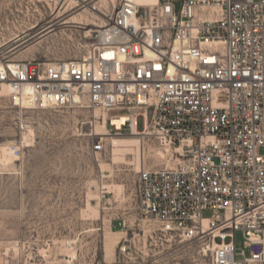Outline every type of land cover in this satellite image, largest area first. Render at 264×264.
I'll list each match as a JSON object with an SVG mask.
<instances>
[{"label": "built area", "instance_id": "obj_1", "mask_svg": "<svg viewBox=\"0 0 264 264\" xmlns=\"http://www.w3.org/2000/svg\"><path fill=\"white\" fill-rule=\"evenodd\" d=\"M91 33L77 60L3 61L10 105L92 112L94 155L107 138L152 140L172 166L143 161L137 173L150 240L198 241L209 264H264V0H118Z\"/></svg>", "mask_w": 264, "mask_h": 264}, {"label": "rangeland", "instance_id": "obj_2", "mask_svg": "<svg viewBox=\"0 0 264 264\" xmlns=\"http://www.w3.org/2000/svg\"><path fill=\"white\" fill-rule=\"evenodd\" d=\"M76 1L77 7L66 0L42 8L37 0H0V64L79 59L116 0L105 6L106 0ZM95 5L105 17L85 8ZM91 115L19 110L0 93V149L19 147L13 165L4 163L0 151V264H209L210 253L198 241L154 244L150 236L157 225L138 215L140 164L171 167L169 155L152 140L133 136L107 138L104 153L94 155ZM92 126L100 132L97 120ZM108 242L115 245L106 255Z\"/></svg>", "mask_w": 264, "mask_h": 264}, {"label": "bare ground", "instance_id": "obj_3", "mask_svg": "<svg viewBox=\"0 0 264 264\" xmlns=\"http://www.w3.org/2000/svg\"><path fill=\"white\" fill-rule=\"evenodd\" d=\"M73 1V0H72ZM105 1V0H104ZM117 1L118 0H116V2H115V4H114V0H109V2H108V0H106L105 2H104V6H105V4H106V2H108L107 4H109V3H113L114 4V6L116 5V3H117ZM138 3H146V0H136ZM86 2V0L85 1H82V3H85ZM65 3H66V1H65ZM64 3V4H65ZM74 3H77V1L76 0H74ZM75 5V7H77L78 6V3L77 4H74ZM85 6H87V5H85ZM85 6H83V7H85ZM113 6V7H114ZM112 7V8H113ZM85 8H87L88 10H90L91 12H93V13H98V14H100L102 17L104 16H106L105 14H102L101 12V10H100V8H99V6H91V7H85ZM90 12V13H91ZM103 24L104 23H102V24H100V25H97L98 27H101V26H103ZM90 25H93L92 23H90ZM98 27H96V28H98ZM0 93H1V95H6L7 93H8V87L7 86H5V85H2V87H1V89H0ZM94 113H95V115H97V116H102V112H100V111H98V110H95L94 111ZM98 118V117H97ZM97 121H98V119H96ZM95 120V121H96ZM126 122V118L125 117H122V118H120V119H118V120H115V121H113V124H116L117 126H120V125H122L123 123H125ZM93 123H95V122H93ZM98 128L99 129H101L100 130V132H99V130H97V132H96V135H99V136H101L102 134H103V128H104V126H105V119L104 118H102V122L101 121H98ZM97 127V126H96ZM96 127H95V130L94 131H96ZM29 134L31 135L32 134V131H29ZM139 135V133L138 132H134L133 133V137H140V136H138ZM123 137H126V136H123ZM120 138H122V137H120ZM25 141H26V139H25ZM0 151H1V153H2V158H3V160H4V163L6 164V165H13L15 162H17V158L13 155V152H11V150H10V147L9 146H5V147H1V149H0ZM3 163V162H2ZM113 234H117V233H113ZM115 242V241H114ZM114 243H111V242H108V243H105L104 244V253L106 254V255H109V254H111L112 252H113V250H114Z\"/></svg>", "mask_w": 264, "mask_h": 264}]
</instances>
